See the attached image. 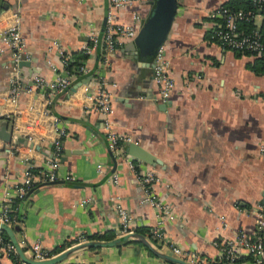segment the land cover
Wrapping results in <instances>:
<instances>
[{
    "label": "crops",
    "instance_id": "1",
    "mask_svg": "<svg viewBox=\"0 0 264 264\" xmlns=\"http://www.w3.org/2000/svg\"><path fill=\"white\" fill-rule=\"evenodd\" d=\"M224 1L177 0L161 47L173 83L168 96L161 98L152 78V57L137 46L153 0H133L115 15L114 23L122 25H133L138 18L137 32L133 39H119L106 59L100 46L108 0H0V38L16 22L27 55L21 60L29 61L18 62L22 109L15 114V105L6 97L14 71L12 51L3 46L0 129L12 132L18 116L33 130V141L19 136L24 141L18 139L12 152L7 150L9 141L0 138V217L4 202L15 195L22 180L25 162L47 166L54 159L51 139L62 133L60 155L53 161L57 181L22 199L18 219L15 215L11 224L19 225L15 236L23 251L38 241L53 255L81 241L103 239L91 238L94 234H124L121 204L129 214L127 230L142 228L145 232L139 233L151 239L154 211L144 199V185L128 165L129 157L137 169L152 171L153 190L174 214L173 219L160 216L170 241L209 264H255L245 250L234 261L221 251L239 233L255 235V211L264 207V73L257 57L236 55L207 38L208 13ZM95 38L99 43L87 58L73 56ZM67 55L73 66L86 59L91 67L88 78L56 94L49 86L37 85L39 78L55 81L65 70L61 60ZM102 77L112 92V129L131 136L155 157L154 163L134 157L127 145L120 155L111 150L100 114L87 99ZM46 98L52 99L51 114L43 117L40 110ZM159 249L174 255L168 246ZM11 255L0 247V264H14ZM15 255L21 258L18 252ZM63 261L177 264L139 240L80 247Z\"/></svg>",
    "mask_w": 264,
    "mask_h": 264
},
{
    "label": "built area",
    "instance_id": "2",
    "mask_svg": "<svg viewBox=\"0 0 264 264\" xmlns=\"http://www.w3.org/2000/svg\"><path fill=\"white\" fill-rule=\"evenodd\" d=\"M108 13H107V27L103 38V44L101 47V56L106 59L108 53L114 48L115 44L119 39L128 37L133 39L137 32L138 18L133 25H122L114 23L115 15L133 0H108ZM254 3L253 9H235L232 10L228 7H222L219 11L215 10L216 7L211 9L208 13L210 22V28L217 36L222 46L230 50L249 51L251 55L255 57H262L263 59V73H264V31L262 29L264 25V0H252ZM222 16L223 23L217 19V16ZM249 21L253 24L250 30H245L239 25L240 21ZM2 46H0V56L5 52L3 46L9 48L12 51L13 58V75L10 79V92L6 96L11 103L15 105V114H21L22 107L19 105V98L22 93V81L20 74L18 73V62L21 59L27 57L25 51V43L22 37V31L20 26L14 22L11 23L1 33ZM97 39L95 38L91 45L85 46V52L88 54L91 49L96 46ZM99 43V41H98ZM162 45L156 51L153 57V82L159 92L161 98H166L171 89L173 78L167 70V62L162 54ZM86 60V59H85ZM82 61L74 66L69 65L72 59L67 55L62 57V64L65 67L63 73H58L55 81H45L43 78H39L37 85L40 87L49 86L56 94L63 92L65 89L70 87L71 82L83 74H87L91 67L87 62ZM55 69L54 64H51ZM71 66V67H69ZM87 99L90 105L96 109L101 117L102 125L107 132V139L109 146L113 152L121 154L124 151L125 145L132 142V138L129 135L115 132L112 129V92L107 88L105 79L102 77L99 79V87L94 92L87 94ZM52 99L46 98L41 106V114L43 117L51 114L50 104ZM32 128L28 123H23V120L15 119V123L11 132V140L6 143L7 150L12 152L13 148H18L17 138L19 136L28 135V142H32ZM61 132L55 133L51 139V145L53 146L54 159H52L47 166L36 167L32 162H25L26 168L22 177V180L15 187V195L4 202L2 206L3 215L0 217V221L8 224H13L15 218L9 217L11 212H16L19 202L26 198L28 191L33 188L36 184L44 181L55 179V162L59 153V140ZM45 136V135H44ZM26 158V157H25ZM24 158V160H25ZM128 165L132 169L133 174L138 177L139 181L144 185V199L149 202L152 206L155 222L150 227L151 240L158 248L168 246L173 254L177 257L183 258L190 264H209L203 257L190 251L183 250L179 245H176L173 241H170L166 237L165 229L162 225L161 215H164L167 219H173L174 214L171 211L169 204L159 196L152 188L151 181L153 179L152 171L145 173L143 170L137 169L136 164L128 157ZM17 200V201H16ZM16 201V202H15ZM119 212L122 216L123 223L126 228L124 232H130L133 230H127V221L129 218L128 210L121 204L119 205ZM256 215V231L253 237L247 236L244 233H239L235 238L221 246L222 253L227 259L234 261L237 260L241 251L245 250L252 255L255 264H264V207L259 211H255ZM217 246L220 244L215 241ZM0 247L7 254H17L14 244L5 238L2 230L0 229ZM27 256L41 260L51 256L47 250L41 247L38 241L33 243L31 249H28ZM19 264H28L22 258L19 260ZM56 264H71L70 262L61 261ZM86 264V263H79Z\"/></svg>",
    "mask_w": 264,
    "mask_h": 264
},
{
    "label": "water",
    "instance_id": "3",
    "mask_svg": "<svg viewBox=\"0 0 264 264\" xmlns=\"http://www.w3.org/2000/svg\"><path fill=\"white\" fill-rule=\"evenodd\" d=\"M177 8V0H153V6L151 9L150 14L148 15L145 23L143 24L142 28L140 29V39L141 42L137 43L139 46L140 52L146 56L153 57L158 50V48L163 44L168 31L171 27L175 12ZM99 56L96 57V64L98 62ZM29 61L21 60L20 64H28ZM96 64L94 68H96ZM93 68V69H94ZM87 75L83 74L79 76L77 79L73 80L70 86L75 88L82 79H87ZM83 81V80H82ZM0 138L4 141L11 140V130L6 129V127H2L0 129ZM24 141V138L18 137L17 140ZM127 150L133 154L134 157L145 160L150 163L155 162V157L147 151L142 146L130 142L127 144ZM57 180H49L44 181L36 184L35 187L31 188L27 196L36 191L41 185L53 183ZM19 228V225L16 224L14 226L0 221V229L5 231L11 242L14 244L19 256L26 261L28 264H56L63 261L73 250L80 248V247H98V246H112L120 244L121 242H127L132 240H139L143 242L154 254L164 259L170 260L177 264H190L183 258L167 254L166 252L161 251L151 239L147 236L139 233L137 231H130L121 235H118L111 239H89L85 241L78 242L68 248H65L49 257L44 259L38 260L32 257L27 256L23 249L17 243V239L15 236V230Z\"/></svg>",
    "mask_w": 264,
    "mask_h": 264
},
{
    "label": "trees",
    "instance_id": "4",
    "mask_svg": "<svg viewBox=\"0 0 264 264\" xmlns=\"http://www.w3.org/2000/svg\"><path fill=\"white\" fill-rule=\"evenodd\" d=\"M222 7H228L232 10H235V9H239V8H242V9H253L254 8V3L252 0H226L222 3H220L218 5V7L215 9V10H220ZM217 19L219 21H221L223 23V20L224 18H222V16L218 15L217 16ZM240 27L245 29V30H250L253 26V24H251L249 21H240L239 23ZM263 31H264V25L262 27ZM206 36L207 38H210L216 42H219L221 45H224L222 44V42H220V40L218 39V36L211 30L209 29L206 33ZM236 55H240V54H243V53H246V54H249L250 52L249 51H239V50H232ZM73 56L76 57V59L80 58V59H83V58H87L88 54L85 52V50H80V51H76L75 53H73ZM257 62L260 63V65H262V68H263V59L262 57H257ZM72 64H74V62H70L69 65L72 66ZM69 66V67H71ZM261 68V66H260ZM257 69V68H256ZM17 201V200H16ZM15 201V202H16ZM16 213V214H15ZM18 213L17 212H11L9 214V217L13 218L15 215H16V219H18ZM139 232H142L144 233V229H139ZM3 235L5 238H7V235L4 231H2ZM115 233L112 232V231H106L104 234L102 235H98V234H94L91 236V238L93 237H97V238H103V239H111L112 237H114ZM59 251V250H58ZM13 261H14V264H19V261H18V257L17 255H11ZM71 264H74V263H71Z\"/></svg>",
    "mask_w": 264,
    "mask_h": 264
}]
</instances>
